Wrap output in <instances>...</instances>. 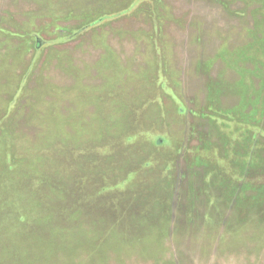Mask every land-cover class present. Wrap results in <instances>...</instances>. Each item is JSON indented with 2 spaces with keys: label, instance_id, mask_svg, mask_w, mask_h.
I'll return each instance as SVG.
<instances>
[{
  "label": "rangeland",
  "instance_id": "1",
  "mask_svg": "<svg viewBox=\"0 0 264 264\" xmlns=\"http://www.w3.org/2000/svg\"><path fill=\"white\" fill-rule=\"evenodd\" d=\"M3 198L0 264H264V0H0Z\"/></svg>",
  "mask_w": 264,
  "mask_h": 264
},
{
  "label": "trees",
  "instance_id": "2",
  "mask_svg": "<svg viewBox=\"0 0 264 264\" xmlns=\"http://www.w3.org/2000/svg\"><path fill=\"white\" fill-rule=\"evenodd\" d=\"M10 172H13V170L10 169ZM4 173H9V168L6 169L4 171ZM26 174H27L26 177H29L30 173L29 172L28 173L26 172ZM59 184H61V186L58 187V188H50V186L46 183V186L50 190L51 194L52 195H55L58 198H59V196H61V199L63 200V201L57 202V201H51V200L49 201L47 199H44L45 201L39 202L40 211H41V213H45L46 217L41 216V217H39V219H28V218H26V217L23 216V213L24 212H23V210H21V218L16 219L17 220V223H22L23 224V222L28 223L30 221H32V222H38V221L44 220L46 218L48 220H50V215H51V219L52 220L53 219H57V218H61V217L67 218L66 216H68V218H72V216L70 215V211H69L70 210V206L67 203L69 202L68 201V197L70 195H72L73 192L66 185H64V184H62L60 182H59ZM128 195H129V192H128ZM128 195H126V196H128ZM74 199L77 202V203H75L76 207L77 208L78 207L80 208V206H79L80 203H81L80 202V198L75 196ZM20 201H21V203H24L23 200H20ZM9 203L10 202H6L4 200V198L3 199H0V209L7 211V209L10 208ZM15 204H16V207H17V211L19 212V210H18V202L15 203ZM128 205H129V202H128ZM166 205H167V203H163V200L162 199H158L155 204H150V206H152V207L148 211L151 212L152 215L154 214V209L157 212L162 211V212L167 213V211L163 207V206H166ZM107 206H105L104 208H102V210H105L107 208ZM129 209H131V208L129 207L127 210H129ZM80 211L82 212L81 209H80ZM130 211L133 214H139V215H142V216L146 215V212H147V211H144V210L140 211L139 209H133V208ZM72 213H74V212L72 211ZM155 221H156V218L154 219L153 222H155ZM35 225H37V223L34 224L33 226H35ZM142 227H143V224L142 223H137L136 224V227L134 228V230L137 229L139 231ZM133 239H134L135 242H139V240H140V238L137 237V236H134Z\"/></svg>",
  "mask_w": 264,
  "mask_h": 264
},
{
  "label": "crops",
  "instance_id": "3",
  "mask_svg": "<svg viewBox=\"0 0 264 264\" xmlns=\"http://www.w3.org/2000/svg\"><path fill=\"white\" fill-rule=\"evenodd\" d=\"M153 189H158V186L157 184H155L153 186ZM159 189L162 190V194H164L163 196H156L155 198L157 199H162L163 201L166 199V198H169V197H172L173 196V190L169 187H165L163 184H162V187L160 186ZM171 191V192H170Z\"/></svg>",
  "mask_w": 264,
  "mask_h": 264
},
{
  "label": "water",
  "instance_id": "4",
  "mask_svg": "<svg viewBox=\"0 0 264 264\" xmlns=\"http://www.w3.org/2000/svg\"><path fill=\"white\" fill-rule=\"evenodd\" d=\"M39 45H40V44H39V43H37V44H36V47L38 48V47H39Z\"/></svg>",
  "mask_w": 264,
  "mask_h": 264
}]
</instances>
